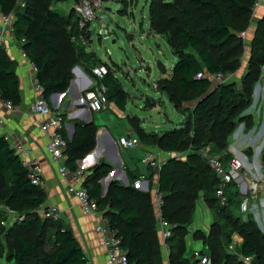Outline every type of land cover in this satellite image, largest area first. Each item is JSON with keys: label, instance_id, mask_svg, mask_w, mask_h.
<instances>
[{"label": "trees", "instance_id": "obj_1", "mask_svg": "<svg viewBox=\"0 0 264 264\" xmlns=\"http://www.w3.org/2000/svg\"><path fill=\"white\" fill-rule=\"evenodd\" d=\"M17 1L0 0V8L5 14H13L15 36L25 40L23 49L36 63L43 95L49 101L52 94L68 89L74 66L79 62L84 64L87 59L79 39V18L74 8L68 15L52 8L57 2L67 0H24L23 7L15 8ZM256 1L150 0V30L164 36L177 56L161 91L178 110L185 102L195 100L196 104L190 111L181 110L187 117L181 127L162 135L147 133L137 119L131 118L143 144L162 151L187 152L186 160L170 158L158 172L147 167L151 186L157 175L164 201L162 216L171 225V236L165 241L167 251L159 235L151 192L134 186L140 171L127 169L129 184L113 180L103 194L100 181L112 172V166L96 164L88 170L84 185L110 226L119 229L128 264H166L165 258L168 264H197L187 256L186 236L201 198L212 210L214 220L208 233H194L195 238L204 242L200 253L209 256L212 264H264V233L250 215L241 220L227 207L234 201L243 204L238 187L234 182L226 187L229 203L222 206L216 196L220 180L198 153L202 147L209 146L211 153L227 163L238 127L244 124L248 131L255 125L247 111L253 104L254 87L264 71V15L257 21L250 43V64L241 85L237 76L213 86L207 75L236 73L239 69L246 45L239 34L250 27ZM105 64L109 67L104 79L106 85L111 67ZM15 66L7 50L0 48L1 99L16 107L22 102V93ZM200 72L206 76L197 78ZM107 88L108 101L125 110L126 94L117 84ZM61 118L64 120V116ZM96 134L97 126L93 123L78 124L71 140L64 133L68 140L66 165L70 170L75 171L77 161L95 148ZM46 203V191L32 184L21 157L5 136L0 135V256L14 260L15 264H85L88 258L72 229L62 219L41 218L39 210ZM3 205L25 215V219L3 227ZM235 233L242 236L243 242L234 254L229 246ZM247 257L251 258L250 262L245 261Z\"/></svg>", "mask_w": 264, "mask_h": 264}, {"label": "crops", "instance_id": "obj_2", "mask_svg": "<svg viewBox=\"0 0 264 264\" xmlns=\"http://www.w3.org/2000/svg\"><path fill=\"white\" fill-rule=\"evenodd\" d=\"M254 15L260 19L264 15V0L257 9H254ZM9 55L15 62V71L20 81V88L22 93V102L13 110H7L0 101V113L5 119V124L0 130V135L5 136L11 146L21 156L22 159L38 162L43 168V179L45 182L44 190L47 193V205H56L61 211V219L72 229L85 255L93 264H108L106 262V254L99 245V236L94 228L99 221L97 215H84L81 211L77 199L71 194L68 189L69 178H63L58 171V164L53 163L45 149L47 142V135L40 130V123L43 117L35 113L32 109L35 99V92L33 89V72L28 65L20 58L18 54V44H11L9 48ZM103 63L109 61L100 59ZM113 64L118 67L114 61ZM73 78L68 89L65 92L54 93L50 97L51 111L60 116H64V130L67 138L72 139L75 133V127L78 124H91L97 126L96 144L95 148L88 153L83 160L77 161V165L90 170L100 161L112 166V172L106 178L109 180H119L124 185L129 184L127 169H138L142 177L148 179L150 172L142 163L141 159L147 153H157L160 151L157 147H151L143 144L140 140V145L132 149H121L118 144V139L121 136H137L131 124L133 116L127 113V105L125 110H120L113 101H109V105L100 112L90 110L87 103L84 101V93L94 80L93 76L89 75L85 69H80L78 66L72 70ZM264 74V71H263ZM237 77V74H236ZM119 88L126 94L129 100V93L126 92L117 76H114ZM250 113L254 118L255 125L252 129L246 131L245 128L238 137V145L242 146L237 153L244 161L246 167L252 170L253 174L259 180V192L254 197L245 196L239 189V183L235 182L239 189L240 195L246 201L243 208L248 211L257 226L264 233V85H259L255 90L254 101ZM108 109L115 112L119 117L124 119L121 126L117 124L102 125L103 120L109 117ZM104 114H102V112ZM107 112V113H106ZM136 117V116H135ZM182 126V124H181ZM179 126V127H181ZM141 127L148 132L142 125ZM156 133V132H155ZM232 144V143H231ZM24 150V153L22 151ZM143 151V154L138 153ZM22 152V153H21ZM136 162L143 165L138 166ZM105 180H101L102 183ZM157 175L154 176L153 182L156 183ZM205 203V202H204ZM206 205V203H205ZM207 206V205H206ZM211 211V209L207 206ZM207 209H200L198 214L195 213L197 219L206 216ZM207 217V216H206ZM208 219V218H207ZM194 220L192 224L194 223ZM211 222L208 223L207 229L201 228L199 225L193 228V232L188 228L186 236V246L190 247L192 252L187 251V256L193 259L196 252H200L204 248L202 239L195 238L194 233L201 231L208 233ZM242 244V239L233 237V242L229 247L235 248ZM166 264L168 259L165 258Z\"/></svg>", "mask_w": 264, "mask_h": 264}, {"label": "built area", "instance_id": "obj_3", "mask_svg": "<svg viewBox=\"0 0 264 264\" xmlns=\"http://www.w3.org/2000/svg\"><path fill=\"white\" fill-rule=\"evenodd\" d=\"M263 0H257L255 2L254 9H257ZM99 9V3L95 0H79L76 2L74 10L79 18L80 28V41L84 42L86 33L88 32V26L91 21L97 18V10ZM14 16L12 13L5 14L0 8V48H4L9 52L11 44H18V54L20 58L28 65L33 72V89L35 92V99L32 109L35 113L41 115L43 120L40 123V130L47 135V142L45 149L53 163L58 164L59 174L63 178H69V186L71 194L77 199L79 207L84 215H97L99 221L95 225V232L99 236V245L106 254V262L108 264H128L127 250L122 245V238L119 233V229L111 227L107 218L103 216V212L99 209L97 201L90 196L87 188L84 185V181L88 170L78 166L75 171L69 169L66 165L68 159L66 149L68 147V140L64 135V123L59 114H55L51 111L50 102L43 95V85L37 77V65L31 61L26 51L23 49L24 39L18 40L15 36V28L13 26ZM240 37L246 40V31L240 33ZM76 38L73 37V40ZM264 70V66L262 67ZM92 76L94 80L91 85L86 89L84 93V101L90 110L94 112H100L109 105L107 98L108 88L104 83V79L109 74V67L105 63H98L92 67ZM204 73L197 74V78L204 77ZM206 76V75H205ZM212 81L213 86H218L223 83H227L236 77V73L228 74H210L207 75ZM0 101L3 103L7 110H13L15 106L10 101H3L0 95ZM252 107L248 109L250 113ZM5 124V119L0 113V130ZM240 130V131H239ZM244 130V124H241L236 131H239L237 136L235 133L233 138L238 139L242 131ZM140 139L138 136H121L118 139V144L121 149H132L140 145ZM233 152H232V151ZM22 151V150H21ZM24 153V150L22 151ZM21 152V153H22ZM232 156H230L227 163H224L218 155L210 152V147H202L198 153L203 157L207 164L214 170L215 174L220 180V185L216 191V196L222 206L228 205V196L225 192L226 187L232 182L239 183V189L241 193L248 197H254L259 192V180L253 174V178L249 179L252 175V170L248 169L244 161L239 157L237 151L233 148H229ZM20 156V155H19ZM182 152H168L158 151L157 153H147L142 159V163L146 167H152L159 171L162 163L166 162L170 158H177L182 160ZM21 157V156H20ZM22 159V158H21ZM83 160V158H82ZM23 165L28 169V176L32 184L44 189L45 182L43 179V168L38 162H31L22 159ZM134 186L141 190L150 191L153 198V203L156 211V216L159 225V235L164 243L165 250L167 246L165 241L171 236V225L162 216L163 195L159 192L158 182L152 186L150 180L142 177L134 182ZM243 202V205H245ZM4 211V218L1 222L3 227H9L15 223H20L25 219V215L20 214L17 210L10 206L3 205L1 207ZM41 218H49L53 220L61 219V211L56 205H47L39 210ZM233 253L236 251L229 247ZM197 264H212V260L209 256L202 255L200 252H196L194 255ZM246 262H250L251 258H244ZM85 264H93V262L87 259Z\"/></svg>", "mask_w": 264, "mask_h": 264}, {"label": "rangeland", "instance_id": "obj_4", "mask_svg": "<svg viewBox=\"0 0 264 264\" xmlns=\"http://www.w3.org/2000/svg\"><path fill=\"white\" fill-rule=\"evenodd\" d=\"M95 2L99 3L97 18L89 24L88 32L84 42H82L87 59H85L84 64L79 62L74 67L78 66L80 69H85L92 76V67L101 61L100 59L109 61L111 73L107 78L106 85L109 88L116 85L114 76L118 77L123 89L130 96L127 100V113H130L133 119L138 120L140 127L142 125L148 132H156L158 135H162L167 130L181 126L187 121L186 115L181 110H192L196 101L185 102L178 110L169 100L167 94L161 91V87L165 84L163 81L171 76V70L177 61V56L173 53L164 36L150 30V0H95ZM14 5L15 8L16 6L23 7L25 1L18 0ZM75 5L76 0H67L57 2L52 8L61 15H68ZM257 18V15L253 13L250 27L246 31V45L244 46L241 65L236 72L240 85L243 75L247 73L249 68L250 43L259 20ZM35 32L34 30L32 33ZM112 61L118 64V67ZM259 85H264V74L254 87V95ZM107 112L110 113L109 117L103 120L102 125L115 123L118 127L121 126L124 119L110 109ZM231 143L230 148L235 149V151L241 150L242 146L239 147V141L236 138H233ZM141 153L143 154V151H140L138 155ZM182 154V160H186L187 152L183 151ZM136 163L138 166L143 165L140 162ZM107 177L103 178L104 182L102 181L103 194L106 192L104 188L107 184L105 183ZM239 200H243V197H240ZM227 207H230L234 216L240 217L241 220H246L250 215L243 208L242 201L241 203L234 201ZM201 208L207 209L205 211L207 217L202 216L201 219L195 217L194 223L190 227L191 232L198 225L202 229L206 226L207 229L208 220L209 222L214 220L212 210L207 208L202 198L197 203L195 213L198 214ZM233 237L240 238L243 242V238L239 234L235 233L232 236V242ZM48 246L50 247L51 243ZM192 250L187 247V251L192 252ZM234 250L237 252V247ZM193 259L195 260L194 257ZM0 264L15 263L14 260H7L6 256H0Z\"/></svg>", "mask_w": 264, "mask_h": 264}, {"label": "water", "instance_id": "obj_5", "mask_svg": "<svg viewBox=\"0 0 264 264\" xmlns=\"http://www.w3.org/2000/svg\"><path fill=\"white\" fill-rule=\"evenodd\" d=\"M239 131H240V130H239ZM239 131H236V132H235V136H237V134L239 133ZM99 164H107V163H105V161H104V160H102V161H100V163H99ZM108 177H109V176H108ZM108 177H107V178H108ZM104 179H105V178H104ZM112 181H113V179L109 180V181H108V183H107V184H105V188H104V189H105V191H106V189H107V186H108V184H109L110 182H112ZM127 185H128V184H127Z\"/></svg>", "mask_w": 264, "mask_h": 264}]
</instances>
